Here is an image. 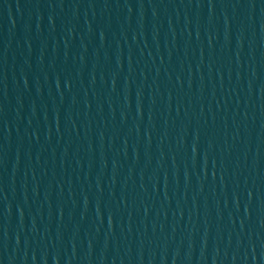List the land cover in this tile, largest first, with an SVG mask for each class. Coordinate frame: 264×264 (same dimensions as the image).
I'll return each mask as SVG.
<instances>
[{
  "label": "water",
  "instance_id": "95a60500",
  "mask_svg": "<svg viewBox=\"0 0 264 264\" xmlns=\"http://www.w3.org/2000/svg\"><path fill=\"white\" fill-rule=\"evenodd\" d=\"M0 264H264V0H0Z\"/></svg>",
  "mask_w": 264,
  "mask_h": 264
}]
</instances>
